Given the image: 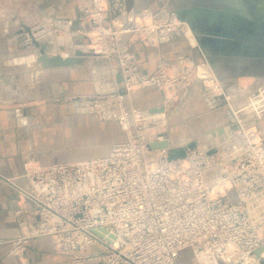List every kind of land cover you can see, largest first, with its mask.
Segmentation results:
<instances>
[{"label": "built area", "instance_id": "2783aa9c", "mask_svg": "<svg viewBox=\"0 0 264 264\" xmlns=\"http://www.w3.org/2000/svg\"><path fill=\"white\" fill-rule=\"evenodd\" d=\"M126 2L90 0L77 21H65V28L77 22L74 33L87 39L83 51L116 63L118 91L126 94L88 100L96 111L107 103L105 116L120 121L128 139L108 158L27 170L24 186L15 185L20 235L10 242V253L21 254L32 241L48 237L71 264H179L184 250L197 264H264V129L256 127L264 109L247 114L252 116L248 124L237 117L257 107L251 100H262L261 92L236 101L205 63H193L188 54L142 72L135 47L159 48L186 38L184 22L163 6L135 11ZM197 83L224 100L236 129L228 128L219 146L197 144L184 159L169 163L168 149L149 150L148 120L131 127L136 111L126 101L134 90L154 88L164 93L169 107ZM119 152L122 179L113 161ZM112 218H122V225ZM89 247L95 251L81 253Z\"/></svg>", "mask_w": 264, "mask_h": 264}, {"label": "crops", "instance_id": "0c3cea01", "mask_svg": "<svg viewBox=\"0 0 264 264\" xmlns=\"http://www.w3.org/2000/svg\"><path fill=\"white\" fill-rule=\"evenodd\" d=\"M30 1L31 6L26 12H36L37 18L42 22V26L37 29L39 32L33 31L38 40H44V35L49 32L46 27L51 21H76L83 10L90 6V0ZM168 1L172 0H127L126 3L131 10L156 11ZM173 1L165 7L176 12L181 0ZM263 1L256 0L257 17ZM8 24L9 30L4 28ZM185 24L189 28L186 22ZM17 27L14 21L11 25L9 20L0 21V264H71L67 254L54 250L48 237L32 241L21 254L10 253V242L20 235L14 218L19 202L15 185L23 184L22 176L27 170L107 154L108 146L115 139L123 137L117 134L114 125H102L103 129L99 132V123L94 116L83 113L81 104L55 105L53 100L95 91L113 92L116 86H120L121 76L115 73V62L109 63L93 57H86L81 62L66 67L42 69L35 63L33 48L19 49L20 35ZM75 27L76 25L72 29ZM189 34L192 35L190 28ZM78 39L74 37L72 45L81 43ZM247 39V49H243V45H227L242 42V38H235L226 44L220 43L217 38L205 37L206 45L203 44L201 51L192 35L191 38H177L159 48L138 45L134 51L139 69L144 73H151L160 60L174 63L178 55L188 54L193 63H205L233 98L244 101L243 99L261 92V102L258 100L260 98L251 100L254 102L252 105L257 104V107L253 106L248 111L260 115L261 109H264V57L261 48L264 41L259 43ZM49 47L55 46H47V49ZM245 51L248 54H244ZM127 102L138 110L146 111L151 118L146 122L147 126H153L148 131L152 133L150 140L163 136L166 130L170 132L169 143L172 148L192 142L208 149L215 148L225 139L227 130L233 123L224 100L205 93L201 83L194 84L187 96L179 102V108H175L168 116V128L163 126L161 120L167 111H152L164 107L165 96L161 90L145 88L133 91ZM55 119H59L60 123H53ZM256 127L264 129V115L256 120ZM222 130H225L223 134L220 133ZM199 139L203 141H197ZM94 251V248L89 247L81 253L89 254ZM180 260L181 264H197L190 250L183 252ZM83 264L98 262L90 260Z\"/></svg>", "mask_w": 264, "mask_h": 264}, {"label": "rangeland", "instance_id": "374dc122", "mask_svg": "<svg viewBox=\"0 0 264 264\" xmlns=\"http://www.w3.org/2000/svg\"><path fill=\"white\" fill-rule=\"evenodd\" d=\"M231 1H232V3H235V5L238 3L237 0H231ZM170 2H172V1L166 2V5L169 6L170 5ZM31 3L32 2L30 0H0V21L2 22V21H5V20L6 21L9 20L10 25H11V23L13 21L17 23V26H18L17 27V31H18V35H20L19 40H18L19 49L26 50V49H29V48H33L34 49V53L33 54L36 55V57H35V63L37 65L39 64L40 67L43 69L42 65L40 63H38V58L41 55L40 54V51H42V50L44 51L45 54L48 53L47 55L49 57L60 56L62 59L69 58L68 52L69 53L71 52L70 55H73L74 56V54H75L74 51H76V49H77V51H81L82 53H84V56H85L84 58H86V57L97 58V57L93 56L92 54L85 53L83 51L84 50L83 48L86 46V43H87L86 37L83 36V35L75 34L74 31H73L74 29H72L73 27L70 30L67 29V28H65V21H67V20H60L61 22H57L55 20L58 24L56 22H54V21H51L50 24H48V26L46 27L47 29H49V32L47 33V35H44L45 36L44 40L43 39L40 40V38L38 40V38L34 37L33 31L34 32L36 31V33H38L39 31L37 29H38V27H41L42 26V22H41L40 18H37V13L36 12H32V11H29V13L26 12V9L31 6ZM166 5H162V6L165 7ZM242 6H244V8L249 12V14L252 17H255V15L257 13V9H258V8H256V6H254L253 4H250V2L248 0H244V3H243ZM143 10H149V9H143ZM13 17H16V18L13 21H10L11 18H13ZM258 17L259 18L264 17V1H263V3L260 4V8H259V12H258ZM262 22L263 21H259L257 23L254 22V24H257L258 27L260 28V25L262 24ZM250 24L253 27L254 24H252V23H250ZM74 25H76L75 28H77V26H78L77 22H75ZM4 28H6L7 30H9L10 29L9 24L6 25V26H4ZM14 28H16V27H14ZM215 30L216 31H220L222 29L219 27V28H216ZM239 30H241V29H237L238 32H240ZM244 30H246V32L248 33V27L246 29H244ZM14 31L17 32L16 30H14ZM191 33H192V31H191ZM199 33H201V31L195 29V35L193 33H192V35H193V37L194 36H198L200 38V40H201L202 46H204V45H206L205 44V40H204L205 37L204 38L201 37L199 35ZM74 37L79 38L80 41H81V43H78L76 45H72L71 42L73 41V38ZM241 38L243 39L242 42H239L237 44H233V43L232 44H227L226 43V44L227 45H232V46L233 45H236V47H240L241 45H243V47L244 46L246 47V48L244 47L243 49H247L249 43H248V39H247L246 35L245 36L242 35ZM262 44H264V43H262ZM46 45L47 46H55V47H53V48H50L49 47L47 49V46ZM212 46L213 45H211V47ZM215 46H217V44ZM244 54H248V52L245 51ZM97 59L105 60V61H107L109 63L112 62V61L107 60L105 58L98 57ZM118 88H120V86L119 87L116 86V89L113 92H106V91L105 92L104 91L103 92H100V91H95V92H92L90 94H78V95H72V96H64V97H59V98H56V99L53 100V103L55 105H63V104H67V103H79V104H81L82 108L84 109V111H83L84 114L92 115L97 120V122L99 123L98 126H97V130H99V132H101L102 129H103L102 128V125H105V124H113L114 127H115V130H116L117 134L120 135V137H121V135H123V137H121V139H119V138L118 139H115V141L112 142L108 146V152L104 156L95 157V158H91V159H84V160H81V161H76V162H71V163H61V164H73V163H77V162H88V161H93V160L108 158L109 155H110L111 149L114 146L116 148L118 145H121V144H123L124 142L127 141L128 137H127L126 131H125L124 127H123V124L120 121L109 120L105 116V111L108 110L109 105L107 103H104L103 106H102V108L99 111H96V110L93 109L92 105L90 104V100H88L89 97H90L93 100H95V99L97 100L98 98H102L104 101H107L109 99L110 95H114L116 93H119L120 95L123 96V95L126 94V93H124L122 91H118L119 90ZM134 91H136V90H134ZM253 95H255V94H253ZM253 95H251V96H253ZM98 100H100V99H98ZM239 100L240 99H237L236 101L239 102ZM243 100H248V98L247 99H243ZM126 104L128 106V102L127 101H126ZM130 106H132L131 103H130L129 107ZM167 106H164L162 108V109H164V110L167 111V113L164 114L163 119H161L162 122L164 123L163 126L165 128H168L169 127V125H168L169 124V121H168L167 118H169L168 116L171 115V112L173 110H175V108H179L178 107L179 106V102H177V103H175L173 105H169V107H167ZM134 109L136 111L135 116H134L133 120H132V117H130V120H129V122L131 124V127H133L135 125H141L145 121L149 120V118H145L146 111L138 110L136 108H134ZM250 109H252V108H250ZM247 114H250V112H247V113H243L242 112V113L238 114V117H239V119L242 118L241 120H243V119H250L252 116H249ZM158 118H160V117H158ZM167 121H168V123H167ZM52 122L55 123V124L56 123H60L59 122V119H57V120L55 119ZM152 127L153 126H147V136H148L149 140L152 137V133L151 132L148 133V131L151 130ZM170 137H171L170 136V132H168L166 130L164 131L163 136H159V138H161L162 140H167L168 142H169ZM159 138H156V140L159 139ZM156 140H154V141H156ZM197 141H203V140L202 139H199ZM200 146H202V145H200ZM182 147H184V146H182ZM177 148H179V147H177ZM149 150L152 151L150 149V147H149ZM168 151H169L168 153H170V150L169 149H168ZM168 156H169V154H168ZM168 156H167V162H169L168 161ZM113 159H114L113 161L120 168V170H119V177L122 179L123 178V172H122V164H123L122 153H120V152L117 153L116 156ZM179 160H182V159H179ZM171 162H174V161H171ZM171 162H169V163H171ZM55 165H58V164H55ZM39 169H41V168L31 169V170H36L37 171ZM150 180H152V179H151V177L149 175H147L144 178V181L145 182H149ZM19 186H24V182H23V184H21ZM19 202H18V206H19ZM111 221L115 222L118 226H121L122 225V218H112ZM185 251H189V250H184L183 252H185ZM180 258H181V256H180ZM179 264H181V260L180 259H179Z\"/></svg>", "mask_w": 264, "mask_h": 264}, {"label": "water", "instance_id": "95a60500", "mask_svg": "<svg viewBox=\"0 0 264 264\" xmlns=\"http://www.w3.org/2000/svg\"><path fill=\"white\" fill-rule=\"evenodd\" d=\"M248 1L250 4L256 6V0ZM237 2L235 5L231 0H181V5L177 6L178 9L175 13L181 21L188 24L194 35L196 29L201 31V33H199L201 37H214L219 39V41H221L220 43L231 42L235 38H241L242 35H246L250 40L262 43L264 41V19L258 18L257 13L255 17H252L244 6H242L244 0H237ZM212 15L215 17L212 18ZM253 21L256 23L263 21L261 24L262 27L259 28ZM249 22L254 24L253 27ZM219 27L222 30L216 31L215 29ZM247 27L249 34L244 30ZM237 29H241L239 30L240 32L236 31ZM195 38L197 45L202 51L203 46L200 38L198 36H195ZM261 45L262 56L264 57V44ZM40 54L38 63H40L43 68L70 66L76 62H81L85 57L84 53L81 51H76L73 57L66 59H62L60 56L49 57L43 50L40 51ZM152 111L160 112L162 108ZM229 129L235 130L236 125L231 124ZM223 131L225 132V130H222L220 133L223 134ZM196 145V142H192L184 147L172 148L167 140H160L152 141L149 147L151 150L169 149L168 161L171 162L185 158L187 149H192ZM213 152L214 150H211L209 153L211 154ZM258 253L259 252L256 254Z\"/></svg>", "mask_w": 264, "mask_h": 264}, {"label": "bare ground", "instance_id": "6f19581e", "mask_svg": "<svg viewBox=\"0 0 264 264\" xmlns=\"http://www.w3.org/2000/svg\"><path fill=\"white\" fill-rule=\"evenodd\" d=\"M183 32H184L186 38H191L192 37V35L189 34V28L186 26L185 22H184V25H183ZM75 52L76 51H74V53ZM68 55L70 56V53H68ZM241 119H239V120L241 121ZM242 122H244L245 124H248L249 123V119H243Z\"/></svg>", "mask_w": 264, "mask_h": 264}]
</instances>
